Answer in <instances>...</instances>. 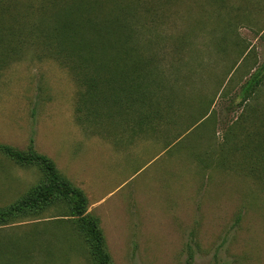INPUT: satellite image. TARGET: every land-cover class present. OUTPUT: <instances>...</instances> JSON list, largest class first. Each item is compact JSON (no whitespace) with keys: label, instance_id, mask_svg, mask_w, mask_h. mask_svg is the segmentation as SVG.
<instances>
[{"label":"rangeland","instance_id":"374dc122","mask_svg":"<svg viewBox=\"0 0 264 264\" xmlns=\"http://www.w3.org/2000/svg\"><path fill=\"white\" fill-rule=\"evenodd\" d=\"M102 1L106 3L100 2L98 11L108 13L116 2L131 0ZM135 1L130 19L135 39L157 66L152 76L160 83L158 93L174 90L173 108L184 116L174 119L178 129L190 122V116L204 117L167 148L173 137L170 128L155 138L130 137L112 120L76 123L79 88L73 75L34 46L5 58L3 16L0 144L24 150L31 141L37 153L82 191L86 213L98 220L111 264H264V185L248 174L245 150L226 157L220 152L231 123L237 122L241 141L251 126L258 130L250 119L244 123L242 107H235V93L253 61L238 62L226 75L234 49L215 53L206 46L204 33L214 26L217 10L230 24L232 12L250 7L259 10L253 26L261 29L264 3ZM4 3L16 6L18 13L31 4L29 15L40 16L34 9L41 0H0ZM44 14L49 15L47 10ZM235 29L252 48L256 63L261 62L264 40L259 36L264 30L256 36L242 22H236ZM182 34L185 40L176 44ZM257 96L251 104L263 109L264 85ZM260 121L264 123V117ZM258 125L264 135V124ZM210 151L222 164L204 169L196 157L207 160ZM40 179L36 166L16 165L0 154V206L15 202ZM55 211L0 228V264H89L73 220H59Z\"/></svg>","mask_w":264,"mask_h":264},{"label":"trees","instance_id":"16d2710c","mask_svg":"<svg viewBox=\"0 0 264 264\" xmlns=\"http://www.w3.org/2000/svg\"><path fill=\"white\" fill-rule=\"evenodd\" d=\"M100 2L106 3L102 0H41L34 9L40 14L37 18L29 15L33 8L31 4L23 6L20 13L15 11L16 6L0 4V19L4 16L5 23L4 57L14 55L20 48L27 46L38 48L44 56L65 66L73 75L79 88L74 108L76 123L85 122V119L93 120L94 123L112 120L120 123V133L126 132L130 137L155 138L167 133L170 128L173 137L165 144L164 148H167L204 116H190V122L178 129L174 119L184 116L173 108L174 90L169 87L165 89V94L158 93L161 90L160 83L152 76L157 66L153 58L145 53L143 45H139L135 39L136 31L130 19L136 1L122 4L118 1L108 13L98 11ZM214 2L217 6L221 0ZM261 2L264 3V0ZM251 3V0H247V4ZM2 5L4 8H1ZM45 10L49 15L44 14ZM258 13L259 10H253L252 7L236 10L231 13L232 22L228 24L217 10L214 26L204 33H207L205 38H208L206 46L215 53L223 54L228 47L234 49V59L226 75L238 62L241 65L247 59L253 61L235 93V97L239 98L235 107H242L239 115L244 123H249L250 119V124H255L258 130L251 126L243 135L244 141H241L236 133L239 130L237 122L231 123L223 136L220 152H224L226 157L231 151L240 150L244 153L245 150L250 164L248 174L264 185V135L260 133L262 127L258 125L264 124L260 121L264 117V108L251 104L258 98L257 94L264 85V58L256 63L252 48L240 40L235 29L236 22H242L258 36L264 30V27L255 29L253 26L254 15ZM216 25H226V28L217 29ZM185 38L186 34L178 36L176 44L182 45ZM259 38L264 40V32ZM213 115L214 112L211 118ZM0 154L16 165L36 166L41 172L37 185L15 202L0 206V228L27 219L39 220L45 210L52 208L56 210L55 217H60L59 220H73L74 228L86 246L89 264H111L98 220L86 213L84 194L58 172L48 157L37 153L31 141L24 150L0 144ZM213 154L210 151L207 160H202L201 155L196 157L197 163L204 169L222 164L221 159H212Z\"/></svg>","mask_w":264,"mask_h":264}]
</instances>
